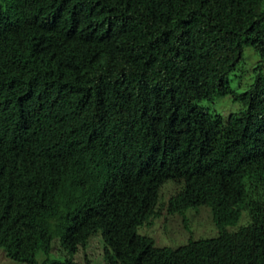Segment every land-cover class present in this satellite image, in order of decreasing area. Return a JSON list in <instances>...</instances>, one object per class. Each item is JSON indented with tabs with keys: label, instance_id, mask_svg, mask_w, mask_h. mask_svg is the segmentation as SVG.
I'll use <instances>...</instances> for the list:
<instances>
[{
	"label": "trees",
	"instance_id": "16d2710c",
	"mask_svg": "<svg viewBox=\"0 0 264 264\" xmlns=\"http://www.w3.org/2000/svg\"><path fill=\"white\" fill-rule=\"evenodd\" d=\"M245 48L264 61V0H0V256L264 264L261 66L229 85ZM226 95V118L202 104ZM169 181L166 212L206 206L217 236L137 233Z\"/></svg>",
	"mask_w": 264,
	"mask_h": 264
},
{
	"label": "rangeland",
	"instance_id": "374dc122",
	"mask_svg": "<svg viewBox=\"0 0 264 264\" xmlns=\"http://www.w3.org/2000/svg\"><path fill=\"white\" fill-rule=\"evenodd\" d=\"M260 65L264 73V61L253 51L252 48H245L243 51V59L237 70L230 74L229 85L235 93L242 92L249 85L255 74L256 67ZM207 106L210 113H217L222 117L236 112L241 108L238 102L233 101L231 95L217 97L212 103L202 102ZM177 184L171 181L166 182L160 189L157 211L158 217L150 221V225H144L137 229V233L150 237L155 246L175 248L181 244L187 243L189 239L196 240L200 238L215 237L218 229L215 227L211 219V213L208 207L200 206L196 209H188L184 215H170L166 212L168 199L178 191ZM185 218V223L183 221ZM248 218L244 212L238 226L227 227L228 231L237 230L241 225L246 224ZM37 260H41V255L36 256ZM0 264H15L0 256Z\"/></svg>",
	"mask_w": 264,
	"mask_h": 264
}]
</instances>
